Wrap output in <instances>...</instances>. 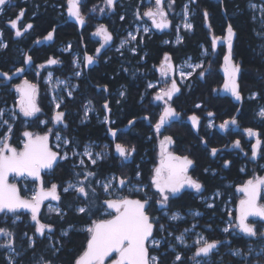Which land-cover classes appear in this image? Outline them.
Wrapping results in <instances>:
<instances>
[{"label": "trees", "instance_id": "obj_1", "mask_svg": "<svg viewBox=\"0 0 264 264\" xmlns=\"http://www.w3.org/2000/svg\"><path fill=\"white\" fill-rule=\"evenodd\" d=\"M186 0H178V10L182 8ZM103 0H83L81 10L85 14H89L90 10L95 5L96 7L102 3ZM262 3V0H224V13L221 4H215L212 1L202 3L201 9L197 18L194 19V32L189 34L184 32V41L179 46H162L157 38L146 37L143 45L139 43L138 53L133 55L128 50L124 49L122 52H112L107 54L98 67H94L88 74V80H80V90L75 93L73 100L67 99L63 109L68 111V126L53 124L52 107L49 104L47 95H41L40 104L44 111V117L49 120L48 126H53L55 132H61L65 137L70 138L73 143L68 151L73 147L81 149L88 141L109 142L112 148L111 157L98 163L95 166L90 164L87 167L73 165L75 161L66 160L58 162L54 170L46 174L43 185L45 188L55 183L58 185V194L61 199L57 204L64 212L63 218L57 214H46L42 209L40 212V220L43 223L51 224L53 231L49 236L39 237L35 232V224L32 223L31 217L28 213H19L21 221L12 223V214L4 217L0 214V227L7 228L14 233V254L15 264H43L41 257L46 261H51L52 264H74L75 259L82 254L86 249L89 233L83 228L91 226L93 220L107 219L103 214L105 207L103 206L104 195L98 193L95 188L96 181L104 179L112 173L118 174L120 177L137 181L146 184L150 181L153 173V165L157 157V144L153 133V125L156 124L160 118L161 103L155 100L152 96L156 93V89L148 90V83L159 81L155 67L159 66L167 53L171 60L177 65L182 60L192 57L195 61H200L202 47L205 45L211 49L210 36L214 33L216 35L223 34L228 24L233 26L236 33L234 37L233 55L236 61H240L242 66V75L240 79L241 90L246 96L253 92L258 93V98L248 100L243 104V109L240 114V122L243 120V115L247 114V127L256 129L260 132L261 137L264 138V120L258 121L257 113L260 107L264 106V51H261L260 45L263 40L257 37V29L259 28V20L256 18V13L249 9L250 3ZM65 3L66 0H9L4 16L0 17V30L3 31L4 40L8 42L6 51L0 58V72L13 73L16 68L23 66L24 55L23 49L28 50L33 42L40 40L47 36L50 31H55L56 42L53 47L38 48L34 46L30 50V55L34 61V66L45 64L49 58H56L61 63L57 65H50L43 68L39 77L34 72L26 74L25 77L30 83L36 84L45 89L41 80L49 71H54L56 75L66 77L74 73L73 56L71 53H63L59 51L60 44H72V51H82L81 37L78 34L76 26L66 22L65 19ZM131 0H123L124 21L120 24V38L127 34L131 28ZM26 9L28 16H34L31 20L34 23L32 31L22 40L15 39L14 33L11 32V27L8 25L9 21L19 15L21 10ZM209 13L207 21L204 18L203 12ZM121 15V14H120ZM256 18V20H254ZM119 20V16L115 17ZM113 21V20H112ZM211 27H206V24ZM264 23V15H263ZM173 38V36H169ZM118 41L116 42V44ZM142 45V46H141ZM206 72L203 78L196 76L191 77L189 82L192 83L190 89L185 87L173 99V105L186 113L199 112L195 109V105L202 103L204 107H208L207 112L218 113L222 110V106L230 104L226 100H221L215 90L222 86L221 65L222 57L216 59L207 57L204 59ZM18 81H14L11 85H6L5 80L0 77V109L4 103L9 104L14 96L9 92L12 85H17ZM107 86L110 93L115 92L121 88L125 92V96L121 97L117 94L110 95L109 107L111 109L110 118L115 123L114 128L120 129L117 140L112 141L108 139L107 129L104 123H99L92 120L90 123H82L84 118V104L91 100L94 105L93 111H98L101 117L105 115L103 104L107 100L103 91L98 92L96 87ZM119 101V102H118ZM219 109V110H218ZM204 113V111H203ZM217 113V114H218ZM93 115V113H91ZM224 115V113H222ZM42 117V116H41ZM148 117V119H145ZM226 118L225 115L220 119ZM134 120L133 125H129L128 121ZM40 117L34 121H30V125L24 127L22 123H16L13 133L11 134L10 143L15 147H22L20 141L23 140L22 133L27 131H38L40 124ZM56 126V127H55ZM125 130H127L125 132ZM179 133L175 134L178 141L177 146L180 152L194 153V157H198L201 165L207 166L210 161L205 157L203 152L199 149L189 150L192 144L191 138H195V134L188 126L179 127ZM0 131V136L4 134ZM152 137V139H150ZM117 143L123 144L128 148L135 146L136 151L127 160L119 156L115 150ZM264 162V160H263ZM86 171L95 172L97 175L90 177L85 184L91 183L92 187L96 189L95 200H84L83 197L77 196L75 192L63 191L66 183L70 180H83V173ZM81 173L76 176L75 173ZM140 173V180H137L136 173ZM231 174L230 178L233 182L241 177L238 174L235 166L228 172ZM221 175V174H220ZM220 175L205 177L206 187L203 195H210L215 190H225V181L220 179ZM29 186H37L33 181H28ZM208 186V187H207ZM232 191V190H231ZM22 196L26 197V193L20 189ZM233 194V191H232ZM176 208L186 209H200L204 210L207 215L216 214V217L221 215L220 205H216L215 209H207L203 203L198 202L196 198L184 196L177 200ZM79 205L90 207V211L84 214L78 213L76 208ZM44 208V207H43ZM164 220L159 218L158 225L163 224ZM181 223L175 226L173 223L168 224L169 229L174 232H180L183 225ZM213 225H218V221L212 222ZM157 225V227H158ZM164 225V224H163ZM72 227L67 236L61 233L67 228ZM216 227V226H215ZM26 235H34L35 244L33 247L29 246L28 237ZM156 235L160 233L156 229ZM212 239H217L222 236L219 231L208 233ZM242 238L232 239L233 247H241L244 250L249 245L258 248L260 245L257 241L248 240L243 242ZM5 242V237L0 236V243ZM54 246V247H53ZM55 249L58 252L53 254ZM8 248H0V264H9L7 260ZM162 264H191L192 253H184V259L181 262H174L175 254L169 252L168 254H161ZM18 253V255H17ZM254 256L248 257V260H240L233 258L230 255L224 257L223 260L217 255L209 264H252Z\"/></svg>", "mask_w": 264, "mask_h": 264}, {"label": "snow or ice", "instance_id": "obj_2", "mask_svg": "<svg viewBox=\"0 0 264 264\" xmlns=\"http://www.w3.org/2000/svg\"><path fill=\"white\" fill-rule=\"evenodd\" d=\"M8 0H0V12L3 11L4 5ZM83 0H67V11L70 17H74L75 20L83 26L85 24V16L81 12V5ZM116 0H104V4L109 10H113ZM175 3V0H168V6H171ZM250 7L255 9L257 5L250 4ZM101 13L105 11V8L101 7L98 9ZM262 15H264V5L260 7ZM92 12L97 11V7L94 5L91 9ZM184 23L183 27L185 30H191L193 25L189 22L190 10L187 4L184 5L183 9ZM24 15V10H21L19 16L16 20H10V27L15 30V36L21 37L24 32L28 31L33 27L31 23L27 24L23 30L18 27V20L21 19ZM136 18L141 19V13L136 12ZM204 18L207 21L209 13L205 10ZM143 17H148L151 20L152 26L156 29L163 30L171 26V22L168 19V12L164 8V0H154V8H148L143 12ZM121 20L124 19L123 16L120 17ZM211 27V25H209ZM148 28H144V32L147 33ZM180 31V26H177V33ZM227 35L225 37L227 41V54L224 56V72H225V82L223 85L224 91L231 93L236 101H241L243 99L239 86L237 83V76L241 71V66L239 63L234 62L233 58V39L236 35L233 26L228 24L226 29ZM95 36L102 38V43L100 47L96 49V54L99 55L101 49L108 45L112 40L113 36L109 32L108 28L101 24L97 27ZM3 33L0 32V49H5L8 47L7 44L2 42ZM54 36V30L50 31L45 40H52ZM137 36L129 33V38H126L121 41L120 47L117 51L124 48L131 41H135ZM219 38H214L212 41V47L215 49L217 40ZM182 37L177 36V43L181 42ZM40 41L37 40L36 43ZM165 43H168L165 41ZM71 49V45L68 46V50ZM135 52V48L132 49ZM95 62V58L92 55H85L84 63L86 65H91ZM24 64L32 63V56L25 55ZM61 63L56 58H49L45 64L38 65V68H44L50 65H57ZM80 61L74 60V67L77 66ZM193 71L197 68H203V64L189 65ZM174 70V65L171 63V57L166 53L164 56V63L160 66V72L162 76H167L170 71ZM25 69L23 67L16 68L14 73L20 74L23 73ZM82 73L76 71L74 75L79 77ZM12 75L8 72H0V77H3V80H11ZM39 75V72L37 73ZM192 75V72L185 73L180 72L182 78H187ZM200 77L203 78L205 73L201 71L199 73ZM52 73H48L47 82H52ZM68 81H63L57 79L55 84L57 87L64 84L67 85ZM149 88L153 87L152 84L148 85ZM16 92L19 94L17 99V106L19 113L25 118L35 117L37 113L41 112V108L37 105L36 97L38 93V88L36 84L30 83L28 80H24L22 84L15 86ZM104 91H107V86L103 88ZM180 88L177 85L175 79H172L170 87L162 88L157 95L155 100L164 101L165 107L163 113L160 115L158 122L154 125L155 131L160 132L161 128L172 118L178 117L179 113L176 112L168 101H170L174 94L178 93ZM68 97H72L73 93L71 90L67 93ZM121 97L125 96V92L121 91L119 93ZM257 94L252 95V99H255ZM53 100L55 102V115L53 121L56 124L64 123L65 112L61 111V104L63 100H57L54 96ZM119 102V101H118ZM88 104H92V101L89 100ZM197 108L201 105L197 104ZM103 109L105 112H110L109 102L106 100L103 104ZM88 111H91L85 106V119L87 118ZM258 116L264 119V107H262L257 113ZM4 109H0V128L7 127V131L0 136V214H3L4 217H8L9 214H12V223L15 224L17 220L20 219L19 213L21 210H25L31 214V221L35 224V232L40 236H44L47 230L48 233L53 231V226L51 224H46L40 220V211L41 206L44 201L49 198L54 201H60L61 197L58 194V185L53 183L50 187L45 188L43 181L37 191H34L30 198H26L21 195L20 189L17 187V183L9 182V177L11 176L13 180L17 178H28L31 177L34 180H41V172L43 170H51L54 165L57 164L58 159L67 160L69 159L68 153L65 152L61 155L58 151H53L50 146V134L52 130L49 129V132L43 135L35 134L31 131L25 130L22 133L24 140L22 141V148H17L10 143L11 134L13 132L12 121L17 118L16 111L11 113L9 119L5 118ZM207 115L212 117L214 114L208 112ZM148 119V117H145ZM189 120L192 123L193 128H199L200 120L196 115L189 117ZM105 123H111L108 116H105ZM41 123H47L46 121H41ZM134 120H129L128 124L133 125ZM238 121L236 117H232L229 120H225L219 125V128L222 130H227L229 125H237ZM65 127L67 125L65 124ZM208 127H214L210 122ZM245 133L249 137H256V142L252 145V158L255 159L260 150L261 139L260 133L255 131L252 128L244 129ZM109 132L113 137H116L117 133L112 128H109ZM56 140L61 141L62 137L57 133ZM173 140L171 136H165L161 141V159L159 166L154 170V175L152 177L151 184L155 187L156 193L159 196V199L156 203L163 209L169 206L170 199L177 197L182 190L192 189L196 193H201L204 185L192 175H189V170L194 169L195 161L189 156H177L167 151V146L172 144ZM207 144V141H203ZM65 146L72 144L73 141L68 139H63ZM56 147L59 148L60 144L57 143ZM234 147H240V140L234 142ZM115 150L121 158L127 160L135 151V146L131 148L126 147L123 144L117 143L115 145ZM220 149L215 147L210 149L211 156H217V153ZM73 155H80L82 157H87L92 165H96L98 161L104 159L102 153L93 154L91 150V145H86L83 153L73 152ZM85 161L83 158L80 159L79 165L83 166ZM230 161L224 160L223 166L228 167ZM209 169H205V172H208ZM243 171V169H241ZM76 176H80L81 173H75ZM97 174L92 171H86L83 173L84 179L73 184L68 183L67 187L63 189L65 193L70 190L77 193L78 198L83 197L84 200L89 199L90 193L95 196L96 189L92 187L91 183L85 184V181H88L90 177L94 178ZM213 175L215 173L213 172ZM137 178L140 177V173H136ZM116 177L106 180V182L101 183L97 180L96 183L100 185L103 190L107 193L113 187V181L116 180ZM128 183L127 179L121 177L118 179V184L120 187H124ZM264 189V177H254L249 179L243 186L237 188L238 192L243 193V198L239 201V206L237 209V215L235 217L236 223L233 225L231 222L228 227H224L222 231L224 233H229L230 228L238 229L240 233H243L249 237H255L258 240L264 241V230L257 231L254 223L249 222L250 218H258L260 221H264V204L259 203L260 192ZM135 191H143L142 188L134 189ZM220 193L217 191L214 193L215 196H219ZM145 199H131L129 197H120L116 199H106L103 203L106 205V215L110 216L109 219H100L93 220L91 226L87 227L85 230L89 233V239L87 241L86 249L75 259L74 264H106V261H109V258L113 257L115 253V258L110 260V264H162L161 258L156 255L149 254V245L153 248H159L161 242L157 240L154 236V231L157 229L158 217H153L149 214L150 197L147 196L145 192ZM209 208H212L213 204L207 205ZM49 211L55 212L58 216L63 218L64 212L61 208L49 207ZM78 213L84 214L90 211V207L79 206L76 208ZM193 215H200L199 212L193 213ZM232 214L229 213V216ZM170 220L176 221L181 219L178 213H173L170 217ZM159 230L164 231V225L159 224ZM187 231V229H185ZM64 236L68 235L67 231L61 233ZM0 236L5 237V242L0 243V248H8L14 251V242L13 236L14 233L9 231L7 228L0 227ZM176 239L181 243H184L183 234L177 236ZM222 241L214 240L208 241L204 239L203 236L196 241L198 247L192 257L195 261V264H207V261L197 260V257H209L218 245ZM35 244L33 238H29V246L32 247ZM54 247V246H53ZM59 249L54 248L53 254L55 255ZM264 251V248L261 249ZM235 256H241L242 253L239 249H236L232 253ZM18 255V253H17ZM247 255V254H245ZM175 260L178 262L182 261V256L177 253L175 255ZM9 264H15V259L12 256L8 257ZM43 264H52L51 261H46L41 257ZM40 264V262H37ZM247 264V261H246Z\"/></svg>", "mask_w": 264, "mask_h": 264}, {"label": "flooded vegetation", "instance_id": "obj_3", "mask_svg": "<svg viewBox=\"0 0 264 264\" xmlns=\"http://www.w3.org/2000/svg\"><path fill=\"white\" fill-rule=\"evenodd\" d=\"M131 1H132L131 20H130L131 28L127 31V33L128 32H132V33L135 32L136 28L138 26H140L139 30H137V32H138L137 40L135 41V43L132 44V49L135 48V52L132 51L133 55L138 53V45H139V43L143 45L146 37L157 38L162 46H169V45H173L175 47L179 46L184 41L183 33L187 32L185 30L182 31V33L180 35V37H182V40H181V42L177 43L176 42L177 26L182 25V16L181 15L183 13L182 9H183L184 5L189 4L191 6L190 8L192 9L191 10L192 11V17L189 18V22L193 25V28L190 30L191 32H187V33L191 34L194 32V28H195L194 19L197 18V16H198V13H199L198 9H201V6H202L201 4L205 2V0H186L184 5L182 6V8L178 10L177 9L178 4H179L178 0H175V3L171 6V8H169V6H168V0H164V8L168 12V19L171 22V26L169 28L159 30V29H156L154 26H152L151 20L148 17H143L144 11H146L148 8H154V0H131ZM208 1H212L215 4H221L222 10L224 13V0H208ZM262 1L264 2V0H262ZM103 2H104V0H103ZM7 4H8V2L6 3V5L3 6L4 13L6 12ZM258 4L263 5L262 3H258ZM122 6H123V0H116L114 9L109 10V13L105 12L107 14L101 13L98 9L95 12H92L90 10L89 14H85L81 10L82 14L85 16V24L83 26L79 27V25L76 22H74V20H75L74 17L72 19H70L71 17L68 15L66 3H65V13H63V14H65L64 16H65L66 22H69V23L73 24L74 26H76L78 34L81 37V44H82L81 53L73 52L71 43L60 44V46H59V51L64 53V51H62L61 48L63 46L71 45V49L66 53L77 54V55H80V57L82 58V62H81V73L82 74H81L80 78H78V79L75 78L76 83H77V90L75 91V93L80 90V83H79L80 80H82V79L88 80V74L90 73L91 70L94 69V67L99 66L102 58H104L107 54H111L112 52H115L114 49L118 44V43L116 44V42L117 41L119 42V40H120V32H119L120 24L122 21H124V19L123 20L120 19L121 16L124 17V14H123L124 10L121 9ZM137 11H139L141 13V17H142L141 19L136 18L135 14ZM2 16H4V14L3 15L0 14V17H2ZM18 16H16L12 20H16ZM116 16H119V20L115 19ZM33 17L34 16H32V17L28 16L26 9H24L23 17L18 20V27H20L21 30H23V28L29 23H31L33 25V27L31 29H29L28 31L24 32V34L21 37H16L15 36V30L11 29V32L14 33L15 39L22 40L32 31V29L34 28V23L32 22L31 19ZM261 18L263 19L262 14H261ZM254 20H256V18H254ZM101 24L105 25L108 28L109 32L113 36V40L108 45H105V47L103 49H101L100 54L97 55L96 49L100 47V44L103 41H102L101 37L95 36L94 33H95L97 27ZM8 25L10 26L9 23H8ZM146 27L149 28V31L147 33L144 32V28H146ZM206 27L209 28L208 23L206 24ZM183 29H184V27H183ZM2 33H3V31H2ZM139 33H141V34L139 35ZM226 35H227V32L225 31L223 34L216 35L213 33L210 36L211 49H209V50L213 52L214 57H211V56H208V57H211L214 59H216V57L218 58L219 56L222 57V65H221L220 69H221V77H222L223 82H222V86L219 87L218 89H216L215 92H216V95L221 100H226V101L230 102V104L223 105L222 106L223 108H221L222 110L219 113L217 111L218 114L216 112L212 111V113L214 114L212 117H209L207 115L208 112L206 110L208 109V107H206V106L204 107V105L202 103H198L199 105H201V107H199V108L196 107L197 104L195 105V109L198 110L199 112L186 113L185 111L181 110V108H177L173 105V99L179 92L174 94L172 99L170 101H168V104H170L173 108H175L176 112L179 113V116L174 117L171 120H169L161 128L159 133H157L155 131V128H154L155 124L153 125V128H154L153 133H154V136L156 139V144H157V157L155 160V164L152 167L153 173L150 177V181L146 184H143L145 186L143 194H141V193H133L132 194L131 193L128 196L125 194H118V197H114V198L113 197L108 198V197L104 196L105 199H116V198L125 197V196L132 198V195H134L133 197L143 200L146 198L145 197V192H146L147 196L151 198L150 199L151 207L149 208V214L153 217H158V218L164 220L163 224L166 226V232L167 233L171 230V229H169L168 224L173 223L175 226H177L181 223H185L181 229V230H184L186 228H191V226L194 225V223H197V225L195 226V229H198V230L202 229L205 232L208 241H210V242L214 241V240L222 241V243L218 245L217 249H215L214 252L209 257H206V258L197 257L196 258L197 260H201V261H207V260L214 261V259L217 255H219V258L221 260H223L224 257H226L228 255H230L232 257V255L229 253V251L232 250L233 248H239L245 254H248L247 251L249 248L252 250L255 249L253 247V245H249L246 250H244L241 247H233V245H232V239L233 238H235V239L242 238V240H244L243 241L244 243H246L248 240L261 241L255 237H249L243 233H240L238 229L230 228L229 233H224V232H221V230H220V228L225 225L224 223L226 221H229V223L231 222V224H233V225L236 223L235 217L238 214L237 209L239 206V201L243 198V193L238 192L237 188L240 186H243L249 179H253L254 177H264V162H263V160H264V138H262L261 134H260V139H261L262 143L260 145V150L258 151L257 157L255 159H253L252 158V145L256 142V137H249L244 131V129L248 128L247 127V121H245V120H247V114L243 115L244 121L240 122V120H239L240 114H241L242 109H243L244 101L246 99L251 100L252 99L251 97L254 93L257 94L256 98L259 97L258 93H256V92H253L252 94H249V95L247 94L246 96L242 92L241 86H240V79H241V75H242V71H243L241 64H240L241 71L237 77V83H238L239 90H240V93H241L243 99L241 101H236L235 98L231 95V93L226 92V91L222 93V87H223V83H224V77L222 76V71H223V67H224V56L227 54V41L225 39ZM169 36H173V38H170ZM213 36L219 38L217 40V44H216L215 49H213V47H212V41L214 39ZM2 37L4 39V36H2ZM39 41H40L39 43H36V41L33 42V44L31 45V47L28 50L23 49L22 54L24 55V57L26 54L30 55V50L34 46H37L38 48L53 47L55 45V42H56L55 31H54V36H53L52 40H45L44 38H42ZM165 41H167L168 43H165ZM5 42L8 45V42L6 40H5ZM203 46L205 47V45H203ZM233 46H234V39H233ZM205 48H207V47H205ZM122 51H118V52H122ZM129 52H131V51H129ZM86 54L94 56L95 62L93 64L86 65L84 63V57ZM190 58L191 57H188V58L182 60L177 65L173 62V60H171V63L174 65V70L170 71L166 77L162 76L161 72H160V66L162 63H164V58H163L160 65L155 67L156 72H157L158 76L160 77L159 81H157L159 86H163V84L165 82H171L172 79H175L177 82V77H176L177 69H181L183 67H186ZM201 58L202 59L200 61H202L204 63V61H205L204 59L207 57L203 58L201 56ZM233 58H234V55H233ZM200 61H194L193 63H198ZM234 62L238 63V61H236L235 58H234ZM37 66H34L33 60H32L31 64H24L23 66H20V67H23L25 69V71L22 73V75L17 79H13L9 83L6 82V84L10 85L12 82L18 81L17 85H19L23 80H25V79L27 80L25 75L30 74L31 72H34L36 74V76L39 77V75L43 71V68H38ZM38 72H39V75H37ZM199 72H201V71H199ZM13 73H9V74L12 75ZM177 85L180 88V90L185 88V87H188L187 84L182 85V84H179L178 82H177ZM37 88H38V85H37ZM103 88L104 87H96V90L98 92L103 91L105 93V97H106L108 102H109L110 95L117 94L118 96H120L119 93L121 91H124L121 87V88L117 89L115 92L110 93L109 90L104 91ZM154 89H156V88H154ZM188 89H190V88L188 87ZM148 90H151V89L148 88ZM75 93H74L73 99L75 97ZM73 99H70V100H73ZM39 101H40V98H39L38 93H37V97H36L37 105H38ZM159 102L161 103V106H162L161 112L163 113V109L165 107V102L164 101H159ZM86 105L89 109H91V111H88L90 113V116H89L87 121L84 120V124L90 123L92 120H95L99 123H104L106 125L108 139L112 140V141L117 140L118 135L120 133V129H122V128H114L113 127L115 122L113 120H111V118H110L111 111L105 112V115L102 117V118H104L106 115L108 116L109 120L111 121L110 125H108V123L101 122V120H100L101 116L98 113V111L92 112L94 105L93 104L89 105L88 101H86L84 104V111H85ZM262 107H264V106H262ZM262 107H260V109ZM16 111L19 113L17 105H16ZM61 111H64L66 114L64 117V123H62L61 125L65 126V124H66L68 126V123H69L68 114L69 113L66 109H63V107L61 108ZM203 111H204V113H203ZM91 113H93V115ZM222 113H224L226 118L220 119L221 116H224V115H222ZM192 115H196L197 117H199L200 124H199L198 129L193 128V126L188 123L189 117ZM232 117L237 118V121H238L237 125H229L227 130H222L219 128V125L221 123H223L225 120L231 119ZM257 118H258V121L264 120V119L260 118L258 115H257ZM210 122L214 125V127H211V128L208 127V124ZM53 124H56V123H53ZM183 126L190 127L191 130L193 131V133L195 134V138L190 139V140H192V144L188 147L189 150H193V151L195 150V152L197 154H198V152L196 150L199 149L200 151H202L204 156L208 157V159L210 161V163L207 166L201 165L199 158L194 157V155L192 156V154H194V153L189 154V153H184V152L179 151V148L177 146L178 141L176 140L175 134L179 133V131L177 129L179 127H183ZM109 128H112L113 130L116 131V133H117L116 137H113L110 134ZM49 129H51V126H48V124H47L45 127L39 126V128L37 129L38 131H31V132H33L35 134L43 135V134L48 133ZM254 130L257 131L256 129H254ZM126 131L127 130H125V132ZM54 134H55V131L52 130V133L50 134V140L51 141L49 140L50 146H51L52 140L54 139ZM165 136H171L172 140H173L172 144L167 146L168 152L172 153L173 155H177V156L187 155V156H189V158H191L195 161L194 169L189 170V175H192L194 178L198 179L206 187L205 177L207 175H211V176L215 177V176H218L221 174L220 179L225 181V190L217 189L213 193H211L210 195H203V191H204L205 187L203 188L201 193H196L195 190H192V189H185V190H182V192L177 197L170 199V203H169L168 207L162 209L156 203V201L159 199V196L156 193L155 187L151 184V181H152V177L154 175V170L157 166H159V163H160L161 141L163 140V138ZM158 138H160V140ZM68 139L70 140V138H68ZM150 139H152V137H150ZM236 140H240V147L239 148L234 147V142ZM203 141H207V144H205ZM90 142L97 144L96 149L99 153L103 150L104 145L111 148V144L107 141L106 142L90 141ZM213 147L220 149V151L217 153V156H215V157L211 156V154H210V149ZM111 150H112V148H111ZM111 154H110V157H111ZM103 160H101L100 162H102ZM131 160H132V158H130V161ZM224 160L230 161V164L228 167L223 166ZM233 165L235 166V169L237 170L238 174L241 175V177L238 178L234 182L230 179V178H232L230 176L231 174L228 173L233 169ZM93 166H95V165H93ZM205 169H209V171L205 172ZM241 169H243V171H241ZM213 172L215 173V175H213ZM46 174L47 173H44L42 175V181L45 180ZM114 174H115L117 179L121 178L118 174H116V173H114ZM127 181H128V183H126V185L132 184V180L127 179ZM33 182H35V181H33ZM35 183L38 184L37 182H35ZM126 185L122 189H119V184H118V190H119L118 193H120V191L122 193L123 190H125L124 188H126ZM231 190L233 191V194H232ZM217 191H219L220 195L214 197V193H216ZM184 196H187L189 198L190 197L196 198L198 200V202L203 203L204 207L207 209H215L216 205H220L221 215L217 219L216 214L207 215V213L204 210L192 209V208H186V209L176 208L175 206L178 205L177 200L184 197ZM208 196H213L214 206L212 208L207 207L206 201L203 202L201 200L203 197H208ZM258 202L261 204H264V189L261 190L260 198H259ZM228 207H230L232 209L227 210ZM104 212H106V210ZM193 212L202 213V216H194L191 214ZM173 213H178L179 215H181L182 217H185V218L180 219L179 222H177V223H174L173 220L169 219V217ZM229 213H231L232 215L229 216ZM104 215L107 217V219L111 218L110 216H108L106 214H104ZM214 221L215 222L218 221V225H213L212 222H214ZM249 222L254 223L258 232L263 230L264 221H260L258 218H250ZM216 230L219 231L222 234V236L217 238V239H212L211 237H209L208 233L215 232ZM177 233H180V232H177ZM155 235H156V230L154 231V236ZM191 236L193 237L194 234H191ZM155 238H156V236H155ZM164 239H165V244L163 245V251H164V254L166 255L170 252L168 248L170 246L172 238L169 236H164ZM189 241H192L191 237H189ZM197 247L198 246L192 244L190 247H178L177 251L182 256V259H184V253L191 252L192 255H194ZM154 252H155L154 248L149 245L150 256L153 255ZM248 256H249V254H248ZM113 258H115V255L113 257L109 258V261H106V264H110V260ZM192 262H194V260H192ZM223 264H229V263H223Z\"/></svg>", "mask_w": 264, "mask_h": 264}, {"label": "rangeland", "instance_id": "obj_4", "mask_svg": "<svg viewBox=\"0 0 264 264\" xmlns=\"http://www.w3.org/2000/svg\"><path fill=\"white\" fill-rule=\"evenodd\" d=\"M250 4H255V5H257V7L255 8V9H253L252 7H250ZM249 4V9L251 10V11H254V12H256V14H257V16H256V18L259 20V28L257 29V37L259 38V39H261V40H263V42H262V44L260 45V48H261V51H264V23H263V19L261 18V10H260V7L262 6V5H260V4H258V3H250ZM188 5V7L190 8L191 6L189 5V4H187ZM101 7H103V8H105V11L103 12L104 14H107V13H109V9L106 7V5L104 4V2H102L101 4H99L98 6H97V9H99V8H101ZM66 8H67V1H66ZM190 10V15H189V18H191L192 17V9L190 8L189 9ZM105 12H107V13H105ZM182 13V12H181ZM0 14H4V11H2V12H0ZM182 25H180V31H179V33H177L176 32V37L179 35H181V33H182V31L183 30H185V29H183V23H184V17H183V13H182ZM139 28H140V26H138L137 28H136V30H135V32H128L124 37H122V38H120V40H119V42H118V44H117V46L115 47V52H118L117 51V49L120 47V44H121V41L122 40H124V39H126V38H129V33H132V34H134V35H136L137 37H138V32H137V30H139ZM146 28H148V27H146ZM149 29V28H148ZM185 31H187V32H191L190 30H185ZM0 32H1V30H0ZM141 33H139V35H140ZM214 37V36H213ZM214 38H217V37H214ZM137 40V39H136ZM135 40V41H136ZM135 41H131L129 44H127L124 48H122V49H120V51H122V50H124V49H126V50H129V51H131V53H132V44L133 43H135ZM176 42H177V38H176ZM61 50L62 51H64V52H68L69 50H68V46H63L62 48H61ZM3 53H4V50H2L1 49V51H0V58H1V56L3 55ZM72 56H73V61L74 60H79L80 61V63L77 65V66H75L74 68H75V70L76 71H80L81 72V62H82V58L80 57V55H77V54H72ZM201 56L204 58V57H208V56H211V57H214V54H213V52L212 51H210L208 48H205L204 46H203V48H202V52H201ZM238 63L239 64H241L240 63V61H238ZM200 64H203V68H197L195 71H193L192 70V68H190L189 67V65H193L190 61L188 62V64H187V66L186 67H183V68H181V69H177V72H176V77H177V82L179 83V84H182V85H185V84H187V86L189 87V88H191V86H193V84L192 83H187V82H189V80H188V78H191L192 76H194L195 74H196V76H198V77H200V75H199V71H203L204 73L206 72V66H205V64L201 61L200 62ZM76 71H74V73L76 72ZM181 71H183V72H185V73H188V72H192V75L190 76V77H187V78H182L181 76H180V72ZM49 72H51L52 73V82L51 83H49V82H47V80H48V73ZM49 72H47V74L44 76V78L41 80V87H42V85H43V87L45 88L44 90H43V92H42V88L40 89V86H38V96H39V98H41V95H47L48 96V99H49V104H51V107H52V116H51V119L53 120V113L56 111V109H55V102H54V100H53V97L55 96L56 98H57V100H63V103L61 104V108L65 105V101H66V98L67 99H70V97H68V95H67V93H68V91L69 90H71L72 91V93H73V95H72V97L74 96V93H75V91L77 90V83H76V79H78V78H80V76L79 77H76L75 75H74V73H73V75H68V76H66V77H61V76H57L56 74H55V72L54 71H49ZM76 78V79H75ZM57 79H59V80H63V81H68L69 83L67 84V85H64V84H61V85H59V87H57L56 86V84H55V81L57 80ZM149 84H152L153 85V87H151V88H149V89H154V88H156V93L152 96V98L153 97H155V95H157V93L162 89V88H168V87H170V84H171V82H165L164 84H163V86H159V84H158V82L157 81H153V82H150V83H148V85ZM41 94V95H40ZM71 97V98H72ZM14 106L16 107V105L14 104ZM38 106L41 108V112L40 113H37V115L35 116V117H30V118H25V117H23V115L22 114H20V113H18V120H19V122L20 123H22L23 124V126L24 127H26V126H28V125H30V121H34L36 118H38V117H40V121H39V124H40V126L41 127H45L47 124H49V120L46 118V117H44V111H43V109H42V106H41V104H40V101L38 102ZM4 108V106L1 108V109H3ZM61 110V109H60ZM84 113H85V111H84ZM42 116V117H41ZM89 116H90V113L88 112L87 113V118L85 119V114H84V118H83V121H82V123H84V120L85 121H87L88 120V118H89ZM100 120H101V122H104V120H105V117L104 118H102V117H100ZM41 121H46L47 123H41ZM54 123V122H53ZM51 129L52 130H54V127L53 126H51ZM59 134L61 137H62V140L61 141H57L56 140V134ZM63 139H67L61 132H55V134H54V139L52 140V142H51V146H52V148H53V150L54 151H58V152H60L61 153V155H63V153H65V152H67L68 153V156H69V158L71 159L74 155L73 154H71V153H69L68 151H67V146H65L64 145V143H63ZM159 140H160V138H158ZM22 141L23 140H21L20 141V145L22 146ZM57 143H59L60 144V147L59 148H57L56 147V144ZM87 145H91V150H92V152L94 151L93 150V142L92 143H88ZM104 148H103V150L100 152V153H102L103 154V156H104V160H107L108 158H110V154L112 153V150H111V148L110 147H108V146H106V145H104L103 146ZM18 149L20 148V147H17ZM74 151L76 152L77 151V153H83V152H80L79 150H77V149H74ZM73 151V152H74ZM93 154H95V152H93ZM75 156H77V155H75ZM74 156V157H75ZM81 158H83L84 159V161H85V163H86V160H85V157H82V156H80V155H78V158H77V162H75L74 164L76 165V164H78L79 165V161H80V159ZM62 160V162L63 161H65V160H63V159H61ZM67 160H69V159H67ZM103 160V161H104ZM90 162V161H89ZM98 162H100V161H98ZM90 164H91V162H90ZM86 164H84L83 166H85ZM80 166V165H79ZM82 166V167H83ZM112 177H115V175H108L107 177H105L104 179H100L99 181H101V183H103V182H106V180H108V179H111ZM137 179V178H136ZM78 181H81V180H79V179H74V180H70V181H68L67 183H66V185H65V187H67V185H68V183L69 182H71V183H73V184H75V183H77ZM116 180H114L113 181V187L109 190V192H105L104 190H103V188L100 186V185H98L97 183H96V185H95V188L96 189H99V190H97L98 191V193H99V191H100V193H102L104 196H106V197H108V198H110V197H118V194H125V195H130L131 193L133 194V193H137V192H139V193H141V194H143V192H144V189H145V186L143 185V184H139V183H137V182H134V181H132V184H128V185H126V189L125 190H123V192L121 193V191H120V193H118L119 192V190H118V186H117V183L115 182ZM11 182H15V183H17V187L19 188V189H21L23 192H25L26 193V196H27V198H30L31 197V195L33 194V192L34 191H36V189H37V187L36 186H29L28 184H27V179L25 178V179H16V180H11ZM64 187V188H65ZM137 188H142L143 189V191H135L134 189H137ZM70 191H72V190H70ZM95 198H96V195L95 196H93L91 193H90V195H89V199L88 200H95ZM218 199V198H217ZM203 202L204 201H206V206L208 205V204H213L214 205V199H213V196H208V197H203L202 199H201ZM96 201V200H95ZM79 206H83V205H79ZM78 206V207H79ZM49 207H52V208H56V207H59V208H61L58 204H55V203H49V204H47V205H45L44 206V208H43V210H44V212L46 213V214H56L55 212H52V211H49ZM208 207V206H207ZM232 208H230V207H228L227 208V210H231ZM193 213H196V212H193ZM193 213H191L192 215H193ZM103 214H106V212H104ZM194 216H197V215H194ZM198 216H202V213H200V215H198ZM180 217H181V219H184L185 217H182L181 215H180ZM21 220V218L19 219V220H17L16 222H18V221H20ZM180 220V219H179ZM179 220H176V221H173L174 223H177V222H179ZM225 225L223 226V227H221L220 228V230H221V232H223L222 231V229L224 228V227H228L229 226V221H226L225 223H224ZM197 225V223H194V225H192L191 226V228H186L187 229V231H185V229L184 230H181L180 231V233H175V232H173L172 230H170L168 233L166 232V226L164 225V228H165V230L164 231H160L159 230V226L157 227V230H158V232L160 233V235L159 236H157V235H155L156 236V239L157 240H159L160 242H161V246L157 249V248H154V250H155V252H154V254L153 255H156V256H159L160 258H161V255L158 253L159 251H162L161 252V254L162 255H164V251H163V245L165 244V239H164V236H169V237H171L172 238V241H171V243H170V246H169V251L170 252H173L175 255L177 254V253H179L178 251H177V248L178 247H190L192 244L193 245H196V246H198L197 244H196V241L198 240V239H200V237L201 236H203L204 237V239H206L207 240V236H206V234H205V232L202 230V229H200V230H198V229H195V226ZM87 227H89V226H86V227H84L83 228V230L84 231H86L85 229L87 228ZM70 230H72V228L71 227H69V228H67L66 230H64V231H67V232H69ZM263 230H264V226H263ZM181 234H183V237H184V243H181L180 241H178L177 239H176V237L177 236H180ZM191 234H194V236L192 237L191 236ZM189 237H191L192 238V241H189ZM28 238H33L34 239V237H32V236H29ZM28 241H29V239H28ZM258 242V244L260 245L257 249L255 248L254 250H252V249H248V254H249V256H248V254L247 255H245V253H243L242 251H241V249H239V248H233L232 250H230L229 251V253L232 255V257L233 258H237V259H240V260H248V257H252V256H254V260H253V262H252V264H264V251H261V249L262 248H264V241H257ZM236 249H239L240 251H241V253H242V255L241 256H235V255H233L232 253H233V251L234 250H236ZM13 254H14V251L12 250V249H9L8 250V256H7V260H8V257L9 256H13ZM174 262H178V261H176L175 259H174ZM212 262V260H207V264H209V263H211ZM192 264H195V261L194 262H192Z\"/></svg>", "mask_w": 264, "mask_h": 264}, {"label": "water", "instance_id": "obj_5", "mask_svg": "<svg viewBox=\"0 0 264 264\" xmlns=\"http://www.w3.org/2000/svg\"><path fill=\"white\" fill-rule=\"evenodd\" d=\"M3 7V6H2ZM73 17H71L70 19H72ZM74 22H76L78 25H79V27H81V25L76 21V20H74ZM22 75V73H20V74H15V75H12V79L11 80H8V83L9 82H11L13 79H17V78H19L20 76ZM239 75V74H238ZM222 76L224 77V82H225V72H224V67H223V71H222ZM238 77V76H237ZM3 78V77H2ZM24 81V80H23ZM23 81H22V83H23ZM21 83V84H22ZM223 85H224V83H223ZM223 92H225L224 91V88L222 87V93ZM108 114V113H107ZM55 115V114H54ZM110 121V120H109ZM188 123L190 124V125H192V123H191V121L189 120L188 121ZM108 125H110V123H108ZM55 166L56 165H54V167L51 169V170H43L42 172H41V178H42V175H43V173L44 172H47V171H53L54 170V168H55ZM11 178V176L9 177V179ZM29 179H31V180H33V181H37L38 182V189H39V187H40V185H41V180H34L33 178H31V177H28ZM123 187H120L119 186V189H122ZM37 189V190H38ZM261 193V192H260ZM133 199V198H132ZM48 202H53V203H57L58 201H54V200H51L50 198L48 199V200H46V201H44V203L42 204V205H44V204H46V203H48ZM104 207L106 208V205H104ZM41 208H42V206H41ZM107 210V209H106ZM21 212H24V213H27V211H25V210H21ZM29 213V212H28ZM33 224H34V222H32ZM46 233H48L47 232V230H46V232H45V234ZM37 234V233H36ZM39 237H41L42 238V236H40L39 234H37ZM45 236V235H44ZM43 236V237H44ZM214 252V251H213ZM115 255V253L113 254V256ZM211 255V254H210ZM204 258H206V257H204Z\"/></svg>", "mask_w": 264, "mask_h": 264}, {"label": "built area", "instance_id": "obj_6", "mask_svg": "<svg viewBox=\"0 0 264 264\" xmlns=\"http://www.w3.org/2000/svg\"><path fill=\"white\" fill-rule=\"evenodd\" d=\"M3 42V41H2ZM4 43V42H3ZM2 50H5V49H2ZM0 51H1V49H0ZM4 111H5V118L6 119H9L10 118V116H11V113L13 112V111H15V108H14V105H11V106H4ZM17 119L18 118H16L13 122H12V126H14L15 125V122L17 121ZM6 127V126H5ZM5 127H2V128H0V130H3Z\"/></svg>", "mask_w": 264, "mask_h": 264}, {"label": "bare ground", "instance_id": "obj_7", "mask_svg": "<svg viewBox=\"0 0 264 264\" xmlns=\"http://www.w3.org/2000/svg\"><path fill=\"white\" fill-rule=\"evenodd\" d=\"M77 152V151H76Z\"/></svg>", "mask_w": 264, "mask_h": 264}]
</instances>
